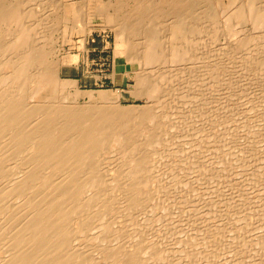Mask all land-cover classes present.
Returning <instances> with one entry per match:
<instances>
[{"label":"bare ground","instance_id":"bare-ground-1","mask_svg":"<svg viewBox=\"0 0 264 264\" xmlns=\"http://www.w3.org/2000/svg\"><path fill=\"white\" fill-rule=\"evenodd\" d=\"M89 1L91 0H75V1H70L68 2V4H66L65 0H0V264H160L161 262H164L162 261L163 259H161V257H163L162 254H163V251L165 250V249L163 250L162 248H164L163 247L164 241L166 239L163 241V244H161L162 239H159V238L158 239L161 242L158 239L153 241L154 238L150 237V235L153 232L149 231V233L151 232L149 235L146 229L141 228L142 227L141 224L137 222L138 219H136L137 221H135V219L133 220V216L137 217L135 213L138 208L142 207L143 209V208L150 206V209H151V207L153 206L148 205L147 203L152 202L153 200H156V201L158 200V197L156 196V193H157L156 191L159 189H157L156 186H154L155 182L153 181V177L151 174L152 169L150 167L149 161H151L150 158L152 155V150L155 149L154 151L156 152L157 147L156 148L154 147L153 149V146H155V144L158 141H160V140L157 141L156 138H158V135L156 134L159 131L161 132V129L163 128V125H161L159 121L160 118L163 116L162 114L163 112L162 111L159 112V110L162 109L160 108V106L162 107V103L166 101L165 97L169 95V92L171 93L172 90L173 92H175L174 93L175 96L179 94L180 96L184 97L187 94L188 97H190L191 95L189 92H191L190 90L194 88L195 84H198L196 82H198L199 80H201L202 82L204 79H205L203 81L204 90L201 91L202 92L201 100L204 101L203 103H208L207 105H210L209 103L210 102L212 103V100H213L212 98L215 99V97H212V91H214L213 89L215 86L212 87L211 84H214V83L217 84L218 82H214V83L212 82L215 81L217 78H221L222 74H220L221 68L219 67V65L222 62L218 65V67L216 64V67L209 66L204 69L203 68L204 66H201V63L195 62L197 61V59L200 60L199 59L200 53L198 52L201 49L198 50L197 48L196 50H198V52L193 50L194 48L199 47L197 46L198 44L195 45L197 42H199L198 41L199 39L196 42L195 39L197 38H195L196 36L193 33L194 32L198 33V31H203V30L205 31V29L207 28L206 26L210 27L209 25L205 26L204 24L205 22H209L210 24L216 23L214 25H217L219 21L218 18L222 17L223 21H220V22H222L224 27L221 28L223 26L222 25L220 28L221 29L225 28L226 30L231 29L234 24H238L237 20L242 21V23L250 21L258 27L264 26V0H234L231 3H226V5L224 6L223 4H221L222 1L220 0H102L101 2L102 7H103L102 14L106 16L107 14L112 13L115 16L114 23L113 24L111 23L109 25L115 28L114 30L116 31L117 40L125 43L124 50L126 52L125 53L126 55L124 56L126 57V61H129L130 63L136 62L139 65V69L135 71L136 83L134 84V90L132 93L134 94V96L144 100L143 104H132L130 106H124L121 103V100L119 99L105 104V103L96 102L95 96L96 94H99V93L103 95H107V91L96 92L94 90H91V91L88 90L87 92H84L80 90V88L77 87L78 82L75 79H61L60 78V72H61L63 65L67 64L69 61H72L73 58L70 57V54L69 55L64 54L63 56H59V30L62 31L63 33L62 38H63V41L65 42L67 39H70V38L72 39L74 34H79L81 32L90 33L93 28L97 27L95 17L90 16V11H88L85 8L86 3H89ZM68 12L72 14L71 17L68 16ZM75 19L77 20V22L73 23ZM218 26H220V24L217 25L216 27ZM174 27L176 28L175 43L172 42L174 38V34H173ZM218 28H215L216 31H218L217 30ZM207 29L209 30L210 28H207ZM215 29L211 30L212 32L214 31V33H211L210 30L207 33V34L211 33L209 36L213 40L214 38L218 36V33L215 32ZM263 34H262V37L264 36ZM209 36L207 35L206 37L208 38ZM243 39L240 40V42L243 41ZM202 43H203V40H202ZM206 44L208 45L207 42ZM194 45L195 47H193ZM191 47H193V49ZM221 51L222 50H220V52ZM224 51L226 50L224 49ZM231 53L232 52H230V54ZM260 55L262 54L260 53ZM205 57H207V55L204 56V58ZM216 57L217 55L215 56V58ZM208 58L209 56L207 57V59ZM201 59H202V56H201ZM221 60H223V58ZM256 61H258V65L259 63H261L262 65L264 63V58L258 59ZM202 62L204 63L203 60ZM196 63L199 67L201 66L200 68L204 69L203 75L202 73H200L202 72V69L199 72L201 76L199 75V73H196L197 72L196 69H198V67L196 66ZM205 63H206V60H205ZM207 64L208 62L206 63V65ZM213 64H215L214 61H213ZM247 65H250V64H247ZM224 68H225V65H224ZM241 68L242 67H239V69ZM258 69H260V67ZM205 74H207L206 75L207 78ZM199 76L200 78L202 76H204L205 78L202 77V79L204 78L202 80L199 78ZM222 81H224V79ZM71 89L74 92H72ZM197 89L199 90L201 88H197ZM185 92H188L189 94ZM119 94L120 92L118 93V95ZM214 94H216V92H214ZM214 94L213 96H215ZM82 97L84 98L87 97L88 100L86 99L85 103L80 102ZM188 97L186 96V98H184V101ZM191 97H193V95ZM194 98L196 99L197 95ZM178 99L180 98L178 97ZM190 99L192 100V98ZM188 100L189 99H187V101ZM167 102L165 104H167ZM182 104L184 103L182 102ZM195 106L196 105H193V107ZM197 106H198L197 108H199V106H202V105L197 104ZM209 107L210 106H207V108ZM211 107L213 108V105ZM189 109L191 108L189 107ZM200 109L199 110L197 109L198 113L200 112ZM162 110H164V108ZM203 110H201V112ZM166 111L167 110H165L164 112L166 113L164 119L166 118V115H168L167 112H169V111L167 112ZM208 111L206 112L209 113ZM201 112L199 113L200 115H201ZM211 113L212 111H210L209 114ZM185 114H188V113L186 112ZM202 114H204V112H202ZM181 116L182 115H180V117ZM202 116H200V119L202 118L203 122L208 121L204 119L210 118V116L206 118ZM181 118H183V116ZM243 118L245 117L243 116ZM247 118H248V115H247ZM184 120H182V122L185 123L186 121ZM163 121L165 120H162V122ZM166 122H164V124ZM203 122L197 121V123H199V126L208 124V122L210 121L202 124ZM167 124L168 123H166V125ZM148 125H149V128L151 129L147 128ZM164 128H165V125H164ZM202 128L201 130H203ZM236 128H237V125H236ZM251 128H252V125H251ZM204 129L206 130V128ZM164 132L165 131H163V133ZM197 133H200V132H197ZM141 135L146 136L144 140L138 138ZM155 135L157 137H155ZM189 136H192V135L189 133ZM211 136H212V133H211ZM187 138H188V135H187ZM235 141L236 140H234L233 142ZM238 141L240 140H237V142ZM243 141L244 140H242L241 143ZM113 143L114 144L118 143L122 147V152L124 155L122 156L123 159L121 160L123 161L120 165L119 164L120 160H119L118 165H119V168H121V166L123 167L127 166L126 169L128 168V171L130 174V177L128 179L126 177L125 179H123L121 176L125 172L121 174L112 173L111 168H110V171H108L107 169L104 170V168L103 169L100 168L102 167L100 166L102 161L104 162L103 159H105L104 155L110 147L109 145ZM159 143L161 144V141ZM159 143H157L158 148L160 146ZM244 143H247V142L245 141L243 142V144ZM254 144L256 145V143ZM241 145L242 144H240V147L243 148V145L242 146ZM244 145L246 147L247 145L255 146L253 144L250 145V142L249 144H244ZM110 148H112V146ZM256 148H254V150H257ZM247 149H249V147ZM106 155L108 156L107 153ZM242 156L244 157V155ZM249 156L252 157V155L250 154ZM259 158L260 157H258V160ZM153 159L154 158H152V160ZM238 159L240 160V158ZM108 162L109 161H107V163ZM226 162H228L227 157H226ZM240 163H241V160H240ZM243 165L246 166V164H243ZM156 166H157V162H156ZM215 166L217 167L218 165H215ZM256 166L257 165H255V167ZM222 167L224 168V166ZM222 167H220V169ZM261 169H263L264 171V168H261ZM116 170L117 168L116 169L112 168V171H116ZM243 170L244 169L240 170L241 171L240 173L242 174L238 172L239 175L243 176V174L245 173ZM120 171H122V169H120ZM250 172H251L250 174H252L251 170ZM255 172L256 171H254V173ZM225 173L226 172H224V174ZM248 173H249V170H248ZM250 174H247V176L249 175V177H247L248 179L250 178ZM245 175L246 173L244 174V177L246 179ZM159 178H158V181H159ZM174 178L175 177H173V179ZM181 178L182 177H180L179 179ZM186 178L187 176L185 177V180ZM262 178L261 180H263ZM210 179H212L211 176H210ZM225 179L227 178L225 177ZM125 180L127 181V183H125ZM244 180L243 182L242 181L241 182L244 183ZM247 181L245 180L246 183ZM213 182L214 180L212 181V183ZM235 182L233 183V185L235 184ZM160 183L157 182V185L158 184L160 185ZM169 183H170V180H169ZM190 183L191 181L189 182V184ZM226 183L228 182L226 181ZM164 184H167V183H164ZM224 184L225 183H223L222 185L220 184V185L224 186ZM253 184H256V182H254ZM178 186L180 185L178 184L177 187ZM196 186H198V184ZM193 187L195 186L193 185L192 188ZM179 190H177V192ZM199 190L201 189L199 188ZM240 192L239 194H241L243 190L241 193ZM254 192L252 191L251 195L253 193L256 196V193ZM210 193H211V190H210ZM244 193H245V190H244ZM212 196H213V193H212ZM245 196L247 197L246 200L244 199L245 201H248L247 199L251 198V196L249 197L246 194ZM245 196L244 194L241 196L239 195L242 201H243L242 197L245 198ZM258 197H255L256 200ZM199 198H201V196L198 197V199ZM255 198H251L249 200L251 201ZM166 199L167 198H165V200ZM187 199H185V201H187ZM172 200H169V201H172ZM163 201L164 200H162V202ZM254 201L255 200H253V202ZM195 202L194 204L196 205L199 203V200H198V203H195ZM155 203H153L154 206H156ZM173 203H175V201H173ZM180 203H179V206H180ZM216 203H218V201ZM146 204L148 206L143 207ZM169 204L171 203H168V205ZM256 204H258V202ZM171 205L173 206V204ZM208 205H209L208 208L210 209V206L212 204L210 205L209 203ZM169 206L167 207V205L165 204L162 207L167 208V209L172 208ZM198 206L199 205H197V207ZM227 206L228 204L226 205V210L227 209L229 210L230 204H229V208H227ZM197 207L195 209H197ZM258 207H259V204H258ZM204 208H206V205ZM214 209L215 208H213V211ZM169 210H173V209H169ZM179 210L182 211V209L178 208L177 211ZM199 210L201 211V208ZM146 211L148 213V210ZM261 212L262 211H260V213ZM172 213H175V212H172ZM191 214L194 215L195 213L192 212ZM196 214L197 215H195L194 217L199 216L198 213ZM231 214L229 215L232 218ZM258 214H257V217H258ZM193 215L191 216L189 215L190 219L191 217H193ZM237 215H238V212H237ZM155 216H158V215H155ZM180 216L178 214V219L176 220V222L178 220L179 222H181L182 219L180 220L179 218H182L184 215L182 217ZM243 216L245 215L243 214ZM185 217L183 218L184 220L187 218ZM205 217L207 216L205 215ZM213 217H214V213H213ZM158 218H161V217H158ZM207 218H209V216ZM222 218L220 217L219 219L221 220ZM224 218L222 221H224ZM255 218L256 217H254V220ZM258 218H257V221H258ZM190 219L189 221L191 220L193 221V219L191 220ZM230 219L229 221L228 220L227 221L230 222L231 221ZM198 220L199 219H196L195 221H198ZM209 220L211 221V218L207 220L208 223H210ZM233 220L234 219H232V221ZM134 221H135V226L137 223L139 231L141 230L139 234L141 236H138L137 233L139 232L137 231L135 238H133L134 234L131 235L133 237L130 236V233L132 234L133 231L132 232L129 231L130 229L134 230L133 228L135 227L133 226ZM250 221H248V223ZM238 222L236 224H239ZM183 223L186 224L187 222H183ZM201 223H198V226H200ZM213 223L214 222H212V224ZM253 223L254 222L250 223L252 230L255 227L254 224L256 222L254 224ZM212 224L210 223L211 227L210 225L208 226L206 224L207 225L206 228L209 227L208 229H205L206 231L202 228L204 226L202 225L201 226L202 231L203 230L205 231L204 236L203 234H200V233L199 234L201 235V237L203 236V243L206 245V243L208 242V245H210L213 248L219 247L220 244L223 243L222 239H224L223 237L228 236L226 235L228 232L229 234H233L230 232H235L234 234L237 235V231L239 230L238 228L239 226L237 227L236 225L235 227H237L238 230L234 231L236 229L234 227L235 228L234 230L233 228L231 229L233 231L229 230L228 232H226L225 230L227 226H225L226 227L225 230H223V232L221 231L222 232L221 233L220 230L224 227L225 224L221 222V224H223V227L220 229L217 227H221L222 226L221 224H220L221 226H218L219 225L218 223V225L215 227H213L214 224L213 225ZM259 224H256L258 225L256 228L258 229L260 226L259 229H263L264 224H263V227H262V224L260 225ZM246 225L249 226V224H246ZM151 226L152 224H150V227ZM228 226H230V224ZM180 227H181V224H180ZM186 227L187 226H185V228ZM167 229L168 227L165 230L167 231ZM191 229L190 231H187V232H190L189 233L190 237H192L191 235L195 234V233L193 234L191 233ZM196 229L195 230L193 229L194 232L198 231V229L197 230ZM240 229H242V227H240ZM257 229L255 231H257ZM224 232H226L225 236H224ZM241 232L244 233V230L243 231L241 230L240 233ZM180 235L181 237L183 236L182 234ZM161 236H164V235H161ZM187 236H185L186 238H182V239H185L187 241ZM168 237L166 238L168 239ZM172 237L173 236H171V239ZM177 237H180V236H177ZM233 237H236V236H233ZM257 237H260V235H257ZM227 238H225L226 241H227ZM243 238L245 239V237ZM191 239L192 241L193 239L195 240L196 236ZM191 239L190 238L188 239L189 242L191 241ZM228 239L231 241L230 237ZM197 240L195 241L198 242L199 244L200 242H202V241H199V240L197 241ZM178 241L180 242V238ZM230 241L229 242L227 241V243L225 244L230 245ZM166 242H169V241L167 240ZM166 242L165 244L167 246L168 243ZM181 242L183 241L181 240ZM194 242L188 243L189 246L193 244L192 246L195 245L194 247L196 248L198 243L195 242L196 243L195 244ZM232 242L230 246H232ZM243 243L244 242H242V244ZM179 244H181L182 246V243H179ZM204 244L199 245L201 246L199 248H202V245L204 246ZM225 244L224 246H227ZM175 245L177 246V244ZM176 246H172V248ZM181 246L180 247L178 246V247L182 251ZM210 246H207V247L205 246L206 250ZM172 248L170 247V249ZM179 248L177 250H179ZM183 248L186 249L187 247H183ZM192 248L193 247H189L188 250L189 249L191 250ZM222 248H219V249L222 250ZM223 249L226 250V248H223ZM251 249H252V246H251ZM188 250L187 252H189L190 254L191 253L193 254L195 253L194 250L196 249L193 248V252H191L192 250L191 251H188ZM232 250L233 249H230V251ZM169 251L171 253L172 250H169ZM181 251L179 250V252ZM202 251L203 250H201V252ZM214 251H213L214 252L213 254H215L217 250H214ZM219 251L220 250H218L217 253H221V251L220 252ZM230 251H228L227 253L231 254ZM259 251H261V249ZM173 252L175 251L173 250ZM187 252H186L187 262L190 261L193 263V261H191L193 257H191V259L189 260ZM201 252L198 253L199 256L201 255L200 254ZM203 252L205 253V251ZM206 252L208 253V250ZM176 253L178 254V251H176L174 254L176 255ZM243 253L245 252L243 251ZM192 254L191 256L194 255L195 259L198 258V255L197 257H195L196 253L193 255ZM226 254L224 255L222 254V257L225 256ZM206 255L208 256L211 255V252ZM174 256L172 257L173 259H175L176 257ZM177 256H178L177 258L180 257L179 255ZM213 256H217V257L212 258V260H214L215 258H218V256L221 257V255H218V254L212 255L211 257ZM239 256H236V257L238 258ZM242 256L244 255L242 254ZM167 258H169V260L172 259L170 256L169 257L166 256V259L164 258V260L166 261ZM181 258L183 257H180V259L179 260L177 259V260L180 261ZM184 258H185V255H184ZM224 258H223V261L225 260ZM195 259H192V260H194V262H196V260L198 261L200 260V259H196V260ZM208 259L207 261H204L205 264H209V263L212 264L211 260L209 261ZM183 262L187 263L185 261ZM226 262L227 261H225V263ZM231 262H229V264ZM235 262H237V260H235ZM167 263L170 264V262H167ZM167 263H164V264H167ZM174 263H172L171 261V264H174ZM250 263H252L251 260H250ZM250 263H245V264H250Z\"/></svg>","mask_w":264,"mask_h":264},{"label":"rangeland","instance_id":"rangeland-1","mask_svg":"<svg viewBox=\"0 0 264 264\" xmlns=\"http://www.w3.org/2000/svg\"><path fill=\"white\" fill-rule=\"evenodd\" d=\"M70 1H75V0H65V2H66V4H68V2H70ZM220 1H222L221 2V4H223V6L224 5H226V3H231V2H233L234 0H220ZM101 2H102V0H91V1H89V3H86V5H85V8L88 10V11H90V16H93V17H95V20H96V24H97V27H95V28H93L92 29V31L90 32V33H85V32H81V33H79V34H74L73 35V37H72V39L70 38V39H67L65 42L63 41V38H62V36H63V33H62V31L61 30H59V56H63L64 54L65 55H69L70 54V57H72L73 58V60L72 61H69L67 64H64L63 65V67H62V69H61V72H60V78L61 79H75L77 82H78V84H77V87L78 88H80V90H82V91H84V92H87L88 90H94V91H96V92H99V91H107V95H103V94H101V93H99V94H96V96H95V100H96V102H100V103H105V104H107L108 102H112V101H115V100H117V99H119V100H121V103L124 105V106H130V105H132V104H143L144 103V100L143 99H141V98H138V97H136V96H134V94L132 93L133 92V90H134V84L136 83V81H135V77H136V73H135V71L136 70H138L139 69V65H138V63H130L129 61H126V57L124 56V55H126L125 53V50H124V48H125V43H123V42H121V41H118L117 40V38H116V31L114 30L115 28L113 27V26H111V25H109V24H113L114 23V21H115V16H114V14H112V13H109V14H107L106 16L104 15V14H102V4H101ZM71 13L70 12H68V16H70L71 17ZM221 19V20H220ZM223 18L221 17V18H218V23H217V25H219L220 24V26H218V27H216L217 25H214V24H216V23H212V24H210L209 22H205L204 24H205V26L206 25H209L210 27H208V26H206L207 28H210L209 30H210V32L211 33H214V31L212 32L211 30H213V29H215V28H218L217 30L218 31H216V29H215V32H217L218 33V36L216 37V38H214V40L213 39H211V37L209 36L211 33H209V34H207L208 32H209V30L206 28L205 29V31L203 30V31H198V33H196V32H194L193 34L196 36L195 38H197V39H195L196 40V42H197V40L199 41V42H197L195 45H197V46H199V47H196V48H194L193 49V47H195V45L193 46V47H191L193 50H195L196 52H198V50L199 49H201V50H199V52L198 53H200V55H199V59L200 60H198L197 59V61H195V62H197V63H201V66H204L203 68L205 69V68H207V67H209V66H215L216 67V64H217V67H218V65H219V67L221 68H219L220 69V74H222L221 75V78H215L214 80L215 81H213L212 83H214V82H218L217 84L216 83H214V84H211L212 85V87H214V91H212V97H215V99L214 98H212L213 100H212V103L210 102L211 101V99H210V105H207L208 103H203L204 101H202L201 100V95H202V92L201 91H203L204 90V76H202V77H204L203 79H202V77L200 78V73H202V75H203V68H200L198 65H197V63H196V66L198 67V69H196V73H199L200 72V70L202 69V72H200L199 73V78L200 79H202L203 81L201 82V80H199L198 82H196V83H198V84H195V86H194V88L192 89V90H190L191 92H189L190 93V95L192 96L193 95V97H188V95L186 94V96L188 97L187 99H189L188 101H187V99H185V101H184V98H186V96H184V97H182V96H180L179 94H177L176 96L174 95V93L175 92H173V90L171 91V93L169 92V95H167L166 97H165V99H166V101H164L163 103H162V107L160 106V108H164V110H162V109H160L159 110V112H163L162 114H163V118L161 117L160 118V124L161 125H163V128L161 129V132L159 131L156 135H158V138H156L157 139V141L158 140H160L161 141V144L159 143L160 141H156L157 143H159V148H158V144L156 143L155 144V146H153V149H154V147L156 148V152L154 151V150H152V155H151V158H150V160L151 161H149V164H150V167H151V169H152V171H151V174H152V177H153V181L155 182V184H154V186H156V188L157 189H159V190H157L156 192V196L158 197V200L156 201V200H153L152 202H149V203H147L148 205H151V206H153V207H151V209H150V206H148L147 204L145 205V206H143V207H146V206H148V207H146V208H143L142 209V207L141 208H138L137 210H136V213H135V215L137 216V217H134L133 216V220L135 219V221H137L136 219H138V223L139 224H141V228L143 229H146V231H148V233H149V231H151V232H153L151 235H150V233H149V235H150V237H152V238H154L153 239V241H155L156 239H162L160 242H161V244H163V241H164V248H162L164 251H163V254H162V256L163 257H161V259H163L162 261H164V262H161L162 264H164V263H167V262H170V264H171V261H172V263H174V264H183L184 262L183 261H185V262H187V256H186V252H187V250H188V248L189 247H193L194 249H196V250H194V252L196 253V255H195V257H197V255H198V258H196V259H200L199 261H200V263H202V264H205V262L204 261H207V259L210 261L211 260V262H212V264H226L227 262V264H229V262H231L232 260H234V261H232L233 262V264H245V263H250V260H251V262L252 263H250V264H255V262H256V264H264V227H263V224H264V178H262V177H264V171H263V169H261V168H264V63L261 65V63H259V65H258V61H256V60H258V59H263L264 58V36L262 37V34L264 33V26L263 27H258V26H256L255 24H253L252 22H250V21H247V22H243L242 23V21H240V20H237V23L238 24H234L233 26H232V28L231 29H221V28H223L224 27V25L222 24V22H220V21H223L222 20ZM75 22H77V20L75 19L74 21H73V23H75ZM239 22H240V24H239ZM206 23H208V24H206ZM203 24V25H204ZM214 26V27H212V26ZM223 25V26H222ZM238 25V26H237ZM111 26V27H110ZM222 26V27H221ZM236 26V27H235ZM221 27V28H220ZM235 27V28H234ZM221 29V30H220ZM234 30V31H233ZM236 30V31H235ZM173 31H174V38H173V40H172V42H174L175 43V35H176V28L174 27L173 28ZM220 31H222V32H220ZM220 32V33H219ZM232 32V33H231ZM236 32V33H235ZM226 33V34H225ZM234 33V34H233ZM202 34H203V36H202ZM209 36L208 38L206 37L207 35ZM206 35V36H205ZM220 35V36H219ZM232 35H234V36H232ZM264 35V34H263ZM199 36V37H198ZM205 37V38H204ZM226 37V38H225ZM247 37V38H246ZM200 38H201V40H200ZM202 38H204V39H202ZM240 38V39H239ZM244 38V39H243ZM261 38V39H260ZM207 39H209V40H207ZM227 39V40H226ZM231 39V40H230ZM243 39V41H241L240 42V40H242ZM248 39V40H247ZM137 40V39H136ZM195 40H194V42H195ZM202 40H203V43H202ZM214 42H213V41ZM247 40V41H246ZM210 41H212V42H210ZM204 42H205V44H206V42L208 43V45L206 44H204ZM213 43V44H212ZM224 43V44H223ZM229 43V44H228ZM235 43V44H234ZM200 44V45H199ZM226 44H228V45H226ZM203 45V46H202ZM205 45V46H204ZM215 45V46H214ZM120 46V47H119ZM225 46H226V48H225ZM205 47V48H204ZM223 47V48H222ZM198 48V50H196ZM204 48V49H203ZM237 48H239V49H237ZM205 49H207V50H205ZM213 49V50H212ZM215 49V50H214ZM217 49V50H216ZM224 49L226 50V51H224ZM204 50V51H203ZM220 50H222L221 52H220ZM229 50V51H228ZM260 50V51H259ZM262 50H263V52H262ZM201 51V52H200ZM203 51V52H202ZM219 52V53H218ZM230 52H232L231 54H230ZM234 52V53H233ZM68 53V54H67ZM216 53V54H215ZM260 53L263 55H260ZM203 54H204V56H206L207 55V57L209 56V58L212 60H210L209 58L207 59V57H205L204 58V56H203ZM206 54V55H205ZM214 54H215V56L217 55V59L219 60H217L216 58H215V56H214ZM225 54H226V56H225ZM234 54V55H233ZM221 55V56H220ZM224 55V56H223ZM201 56H202V59H201ZM211 56V57H210ZM215 58V59H213V58ZM219 57V58H218ZM223 58V60H221ZM233 59V60H232ZM202 60L204 61V63L202 62ZM205 60H206V63L208 62V64L206 65V63H205ZM229 60V61H228ZM213 61H214V63L215 64H213ZM242 61V62H241ZM243 61H245V62H243ZM218 62V63H217ZM240 62V63H239ZM226 63V64H225ZM255 63H257V64H255ZM240 64V65H239ZM244 64V65H243ZM246 64V65H245ZM247 64H250V65H247ZM254 64V65H253ZM200 65V64H199ZM224 65H225V68H224ZM228 65V66H227ZM242 67L241 69H243V70H241V69H239V67ZM255 68H254V67ZM257 66H259L260 67V69H258L259 67H257ZM263 66V67H262ZM247 67V68H246ZM251 69H250V68ZM224 68V69H223ZM237 69V70H236ZM246 69V70H245ZM256 69V70H255ZM225 71V72H224ZM227 72V73H226ZM204 73H206V72H204ZM224 74H226V75H224ZM207 74H205V76H206ZM206 78H207V76H206ZM224 79V81H222ZM180 80V79H179ZM221 81V82H220ZM195 82V81H194ZM193 82V83H194ZM230 82H232V83H230ZM229 83V84H228ZM235 83V84H234ZM200 84H201V86H200ZM230 84H232V85H230ZM234 84V85H233ZM202 85H203V87H202ZM233 86H234V88H233ZM196 88V89H195ZM197 88H201V89H197ZM72 90V89H71ZM86 90V91H85ZM198 90V91H197ZM216 90V91H215ZM197 91V92H196ZM72 92H74L73 90H72ZM120 92V94L118 95V93ZM214 92H216V94H214ZM173 93V94H172ZM185 93H188V92H185ZM188 93V94H189ZM198 93V94H197ZM170 94H172V95H170ZM200 94V95H199ZM213 94L215 95V96H213ZM179 95V96H178ZM197 95V98L195 99L194 97ZM170 97H171V99H170ZM178 97L180 98V99H178ZM182 97V98H181ZM168 98H169V100H168ZM190 98H192V100L190 99ZM86 99H87V97H82L81 98V100H80V102H84L85 103V101H86ZM183 99V100H182ZM88 100V99H87ZM168 101V102H167ZM193 101H194V103H193ZM201 101H202V103H201ZM167 102V104H165ZM182 102L184 103V104H182ZM196 102V103H195ZM172 103V104H171ZM182 104V105H181ZM185 104H187V105H185ZM197 104L198 105H202V106H199V108H197L198 106H197ZM205 104V105H204ZM163 105H164V107H163ZM168 105V106H167ZM173 105V106H172ZM192 105V106H191ZM193 105H196L195 107H193ZM213 105V108L211 107ZM182 106V107H181ZM207 106H210L209 108H207ZM172 107V108H171ZM189 107L191 108V109H189ZM166 108V109H165ZM182 108H184V109H182ZM200 108H202V109H200ZM178 109V110H177ZM200 109V112H201V110H203L202 112H204V114H202V112H201V115L197 112L198 110ZM208 109H209V111H208ZM211 109H213V110H211ZM165 110H167V111H169V112H167V114L168 115H166V118L164 119V117H165V114L166 113H164L165 112ZM177 110V111H176ZM191 110V111H190ZM171 111V112H170ZM206 111H208L209 113H210V111H212V113L211 114H209V113H207ZM181 112V113H180ZM188 113V114H185V113ZM190 113V114H189ZM172 114V115H171ZM185 114V115H184ZM209 114V115H208ZM243 114V115H242ZM171 115V116H170ZM180 115H182L183 116V118H181L180 117ZM194 115V116H193ZM198 115V116H197ZM204 116L205 118L206 117H209L210 116V118H206V119H204V120H208V121H210V122H208V121H202V118L200 119V116ZM247 115H248V118H247ZM256 115V116H255ZM185 116V117H184ZM187 116V117H186ZM202 116V117H203ZM243 116L245 117V118H243ZM250 116V117H249ZM172 117V118H171ZM180 117V118H179ZM188 117H189V119H188ZM194 117V118H193ZM254 117V118H253ZM196 118V119H195ZM213 118V119H212ZM256 118V119H255ZM185 119V120H184ZM195 119V120H194ZM198 119H200V120H198ZM210 119V120H209ZM229 119V120H228ZM248 119V120H247ZM263 121H262V120ZM162 120H165V121H163L162 122ZM182 120H184V121H186L185 123L184 122H182ZM191 120V121H190ZM192 120H194V121H192ZM212 120V121H211ZM234 120V121H233ZM166 121H168V122H166ZM197 121L198 122H203L202 124H204V123H206V122H208V124H204V125H202V124H200V125H202V126H199V123H197ZM228 121V122H227ZM164 122H166V123H168L167 125H166V123L164 124ZM223 122V123H222ZM227 122V123H226ZM239 122V123H238ZM250 122V123H249ZM174 123V124H173ZM180 123V124H179ZM185 126H183L182 124ZM212 123V124H211ZM226 123V124H225ZM229 123V124H228ZM258 123V124H257ZM214 124V125H213ZM228 124V125H227ZM233 124V125H232ZM244 124H245V126H244ZM250 124V125H249ZM164 125H165V128H164ZM170 125V126H169ZM171 125H173V126H171ZM178 125V126H177ZM188 125V126H187ZM197 125V126H196ZM225 125V126H224ZM236 125H237V128H236ZM250 127H249V126ZM251 125H252V128H251ZM260 125V126H259ZM205 126V127H204ZM211 126V127H210ZM219 126V127H218ZM230 126V127H229ZM232 126V127H231ZM241 126V127H240ZM247 126V127H246ZM177 127V128H176ZM187 127V128H186ZM191 127V128H190ZM196 129H195V128ZM203 127V128H202ZM224 127V128H223ZM246 127V128H245ZM147 128H149V125L147 126ZM169 128V129H168ZM170 128H171V130H170ZM201 128L203 129V130H201ZM204 128H206V130L204 129ZM207 128H209V129H207ZM225 128H227V129H225ZM234 128V129H233ZM250 128V129H249ZM261 130H260V129ZM149 129H151V128H149ZM165 129V130H164ZM175 131H174V130ZM201 131H200V130ZM211 129V130H210ZM219 129V130H218ZM237 129V130H236ZM253 129H255V130H253ZM170 130V131H169ZM189 130V131H188ZM197 130H199V131H197ZM225 130V131H224ZM253 130V131H252ZM259 130H260V132H259ZM163 131H165L164 133H163ZM183 131V132H182ZM212 131V132H211ZM217 131V132H216ZM228 131V132H227ZM241 131V132H240ZM244 131V132H243ZM262 131V132H261ZM176 132V133H175ZM187 132V133H186ZM192 135V136H189V133ZM193 132H195V133H193ZM197 132H200V133H197ZM227 132V133H226ZM232 134H231V133ZM239 132V133H238ZM252 134H251V133ZM166 133V134H165ZM211 133H212V136H211ZM242 133H243V135H242ZM259 133H260V135H259ZM163 134H164V136H163ZM176 134V135H175ZM224 134V135H223ZM252 135V137H251V135ZM145 135V134H144ZM144 135H141V136H139L138 138L139 139H145V137L146 136H144ZM155 135V137H157ZM173 135V136H172ZM187 135H188V138H187ZM197 135V136H196ZM204 135V136H203ZM208 135V136H207ZM241 137H240V136ZM245 135V136H244ZM258 135V136H257ZM166 136V137H165ZM203 136V137H202ZM207 136V137H206ZM223 136V137H222ZM161 139H160V138ZM167 137H168V139H167ZM202 137V138H201ZM236 137V138H235ZM238 137V138H237ZM249 139H248V138ZM258 137V138H257ZM263 137V138H262ZM166 138V139H165ZM257 138V139H256ZM259 139V140H258ZM261 139V140H260ZM263 139V140H262ZM167 140V141H166ZM234 140H236L235 142H233ZM237 140H240V141H238L237 142ZM242 140H244L243 142H247V143H244V144H249V142H250V145H255L254 143H256V147H258V148H256L255 146H248L247 145V147L243 144V142L241 143V141ZM200 141V142H199ZM252 141V142H251ZM231 142V143H230ZM262 142V143H261ZM164 143V144H163ZM234 143H236V144H234ZM238 143V144H237ZM242 144L243 145V148L242 147H240V144ZM227 144H229V145H227ZM259 144V145H258ZM198 145V146H197ZM233 145V146H232ZM241 145V146H242ZM261 145H262V147H261ZM110 147L112 146V148H110L109 147V149L107 150V154H108V156L106 155V153H105V155H104V158L105 159H103L104 160V162L102 161V163H103V165H102V163H101V165L100 166H102V167H100L101 169H103L104 168V170L105 169H107L108 171H110V168H111V172L112 173H123V172H125V173H123L121 176H122V178L123 179H125V177L128 179L129 177H130V174H129V171H128V168L126 169V167H123V166H121V168H119V165H118V162H119V160H120V162H119V164L121 165V163H122V161L123 160H121V159H123V152H122V147H121V145L120 144H118V143H113V144H110L109 145ZM160 147H162V148H164V149H162V148H160ZM227 147H228V149H227ZM231 147H233V148H231ZM245 147V148H244ZM249 147V149H247ZM250 147H251V149H250ZM260 147H261V149H260ZM240 148V149H239ZM244 150H242V149ZM253 148V149H252ZM254 148H256L257 150H254ZM239 149V150H238ZM245 149H247V150H245ZM120 150V151H119ZM230 150H232V151H230ZM252 150V151H251ZM236 151V152H235ZM153 152H154V154H153ZM160 152V153H159ZM224 152V153H223ZM243 154H242V153ZM263 152V153H262ZM115 156H114V155ZM158 154V155H157ZM248 156H247V155ZM249 154L250 155H252V157L251 156H249ZM258 154H260V155H258ZM263 154V155H262ZM154 155V156H153ZM222 157H221V156ZM242 155H244V157L242 156ZM246 155V156H245ZM107 156V157H106ZM112 158H111V157ZM257 158H255V157ZM260 157L259 158V160H258V157ZM108 157H109V159H108ZM226 157H227V161L228 162H226ZM234 157V158H233ZM107 158V159H106ZM111 158V159H110ZM120 158V159H119ZM152 158H154L153 160H152ZM232 158V159H231ZM237 158V159H236ZM238 158H240V160H241V163H240V160L238 159ZM241 158H243V159H241ZM221 159V160H220ZM255 159V160H254ZM105 160H107V161H109L108 163H107V161H105ZM113 160V161H112ZM115 160V161H114ZM238 160V161H237ZM251 160V161H250ZM256 160H258V161H256ZM220 161H222V162H220ZM235 161V162H234ZM243 161H244V163H243ZM246 161V162H245ZM114 162V163H113ZM150 162H152V163H150ZM156 162H157V166H156ZM218 162V163H217ZM231 164H230V163ZM238 162V163H237ZM263 162V163H262ZM153 163H154V165H153ZM239 164V165H238ZM243 164H246V166L245 165H243ZM108 167H107V166ZM118 165V166H117ZM215 165H218L217 167L215 166ZM236 165V166H235ZM241 165V166H240ZM248 165H250V166H248ZM254 165V166H253ZM255 165H257L256 167H255ZM117 166V167H116ZM156 166V167H155ZM222 166H224V168L222 167ZM243 166H245V167H243ZM261 168H260V167ZM263 166V167H262ZM107 167V168H106ZM220 167H222L221 169H220ZM231 167V168H230ZM258 167V168H257ZM112 168L114 169H116L117 168V170L116 171H112ZM249 168V169H248ZM252 168V169H251ZM256 169V170H254V169ZM120 169H122V171H120ZM242 169H244L243 171L246 173V179H245V177H244V174H243V176L242 175H239V173L241 172L240 170H242ZM246 169V170H245ZM106 170V171H107ZM125 170V171H124ZM155 170V171H154ZM215 170V171H214ZM219 170V171H218ZM234 171V173H233V171ZM237 170V171H236ZM248 170H249V173H248ZM250 170L252 171V174H250L251 172H250ZM256 171L255 173H254V171ZM222 171H224V172H226L225 174H224V172H222ZM156 172V173H155ZM202 172V173H201ZM206 172V173H205ZM217 173V174H215V173ZM239 172V173H238ZM262 172V173H261ZM200 173V174H199ZM213 173V174H212ZM254 173V174H253ZM125 174V175H124ZM212 174V175H211ZM240 174H242V173H240ZM247 174H250V178L248 179L247 177H249V175L247 176ZM124 175V176H123ZM225 175V176H224ZM231 175V176H230ZM261 175V176H260ZM175 177V178H177V179H173V177ZM187 176V178H188V180H187V178H186V180H185V177ZM210 176H211V178L212 179H210ZM221 176V177H220ZM223 176V177H222ZM233 176V177H232ZM236 176H238V177H236ZM242 176V177H241ZM257 176V177H256ZM160 177V178H159ZM171 177H172V179H171ZM180 177H182L181 179H179ZM195 177V178H194ZM199 177V178H198ZM225 177L227 178V179H225ZM244 177V178H243ZM158 178H159V181L161 182H159L158 181ZM166 178V179H165ZM169 178V179H168ZM201 178V179H200ZM203 178V179H202ZM217 178H221L220 179V181H219V179H217ZM248 180L247 181V183L245 182V180H244V183H246V184H244V183H242L243 182V180ZM261 178L263 179V180H261ZM155 179V180H154ZM205 179V180H204ZM228 179H230V180H228ZM233 179V180H232ZM241 179V180H240ZM254 179V180H253ZM258 179V180H257ZM259 179H260V181L261 182H263V183H261L260 181H259ZM169 180H170V183H169ZM171 180H172V182H171ZM180 180H182V181H180ZM185 180V181H184ZM193 180V181H192ZM195 180V181H194ZM201 182H200V181ZM210 180V181H209ZM214 180V182L212 183V181ZM215 180H216V182H215ZM218 180V181H217ZM236 182H235V181ZM251 180V181H250ZM167 181V182H166ZM191 181V183L189 184V182ZM197 181V182H196ZM226 181L228 182V183H226ZM230 181H231V183H230ZM242 181V182H241ZM252 181H254V182H256V184H253L254 182H252ZM157 182L158 183H160V185L158 184L157 185ZM181 182V183H180ZM195 182V183H194ZM235 182V184H237V185H235V187H234V185H233V183ZM240 182V183H239ZM125 183H127V181L125 180ZM164 183H167V184H164ZM169 183V184H168ZM218 183H220L221 185L223 184V183H225L224 184V186H221L220 184H218ZM242 183V184H241ZM251 183H252V185H251ZM261 183V184H260ZM162 184V185H161ZM180 185V186H178L177 187V185ZM185 184V185H184ZM187 184H188V186H187ZM198 184V186H196ZM205 184V185H204ZM213 184V185H212ZM250 184V185H249ZM182 185V186H181ZM184 185V186H183ZM195 186V187H193L192 188V186ZM204 185V186H203ZM231 185H233V186H231ZM242 185H244V186H242ZM260 185V186H259ZM158 186V187H157ZM175 186V187H174ZM208 186V187H207ZM215 186V187H214ZM219 186H220V188L222 189H220L219 188ZM236 186H237V188H236ZM253 186V187H252ZM256 186V187H255ZM262 186V187H261ZM163 187V188H162ZM203 187V188H202ZM212 189H211V188ZM228 187H230V188H228ZM240 187V188H239ZM161 188H162V190H161ZM176 188V189H175ZM198 188V189H197ZM199 188L201 189V190H199ZM206 190H205V189ZM216 188V189H215ZM218 188V189H217ZM226 188V189H225ZM163 189H164V191H163ZM165 189H167V190H165ZM179 189H181V190H179ZM191 189H193V190H191ZM196 191H195V190ZM202 189H203V191H202ZM214 189V190H213ZM224 189H225V191H224ZM240 189V190H239ZM250 189V190H249ZM175 190V191H174ZM177 190H179L178 192H177ZM183 190V191H182ZM186 190V191H185ZM197 190H198V192H197ZM210 190H211V193H210ZM217 190V191H216ZM242 190H243V192H242ZM244 190H245V193H244ZM259 190V191H258ZM261 190V191H260ZM172 191V192H171ZM201 191V192H200ZM209 191V192H208ZM231 191V192H230ZM242 193H241V192ZM254 192V193H256V196L252 193V195H251V192ZM258 191V192H257ZM193 192V193H192ZM235 192V193H234ZM239 192L241 193V194H239ZM250 192V193H249ZM163 193V194H162ZM212 193H213V196H212ZM218 193H220V194H218ZM225 193V194H224ZM249 195H248V194ZM259 193V194H258ZM261 193V194H260ZM164 194H165V196H164ZM172 194V195H171ZM188 194V195H187ZM196 194V195H195ZM224 194V195H223ZM244 194V196H245V194L247 195V196H251V198H255V197H261V198H257V200H256V198L255 199H253V200H255L254 202H253V200H249V199H251V198H248L247 200L249 201H245L246 200V196H245V198L244 197H242L243 198V201H242V199H241V197H239V195L241 196V195H243ZM163 195V196H162ZM179 195V196H178ZM193 195H194V197H193ZM199 195V196H198ZM211 195V196H210ZM220 195V196H219ZM260 195H262V196H260ZM185 196H186V198H185ZM190 198H189V197ZM196 196V197H195ZM200 197L201 196V198H203V199H205V200H203V199H201V198H199L198 199V197ZM209 196H210V198H209ZM215 196H216V198H215ZM222 196V197H221ZM224 196V197H223ZM253 196V197H252ZM183 197V198H182ZM193 197V198H192ZM206 197V198H205ZM234 197V198H233ZM238 197V198H237ZM263 197V198H262ZM165 198H167L166 200H165ZM172 198H173V200H172ZM175 198V199H174ZM181 198V199H180ZM188 198V199H187ZM192 198V199H191ZM211 198H212V200H211ZM219 198H221V199H219ZM233 198V199H232ZM240 198V199H239ZM184 199V200H183ZM185 199H187V201H185ZM191 199V200H190ZM222 199H223V201H222ZM230 199V200H229ZM232 199V200H231ZM245 199V200H244ZM263 201H262V200ZM162 200H164L163 202H162ZM169 200H172V201H169ZM179 202H178V201ZM198 200H199V203H198ZM218 201V203H216L217 201ZM220 200H221V202H220ZM238 200V201H237ZM161 201V202H160ZM173 201H175V203H173ZM184 201V202H183ZM192 201V202H191ZM196 201V202H195ZM204 201H206V202H204ZM216 203H214V202ZM229 201H230V203H229ZM242 201V202H241ZM156 202V203H155ZM180 202H182V203H180ZM194 202L195 203H198V204H194ZM224 204H223V203ZM234 204H233V203ZM239 202V203H238ZM246 202H248V203H246ZM251 202V203H250ZM258 202V204H259V207H258V204H256ZM153 203H155V205L156 206H154L153 205ZM159 203V204H158ZM168 203H171V204H173V206L171 205V204H169V205H171V206H169L168 205ZM179 203H180V206H179ZM193 205H191V204ZM203 205H202V204ZM210 203V205L212 206H210V209L208 208L209 207V204ZM240 203H242V204H240ZM263 203V204H262ZM167 205V207L169 206V207H172V208H164V207H162L163 205ZM176 204V205H175ZM200 204H201V206H200ZM219 204V205H218ZM228 204V206H227V208H229V204H230V208H229V210H228V212H227V210H226V205ZM251 204V205H250ZM262 204V205H261ZM189 205V206H188ZM197 205H199L198 207H197ZM205 205H206V208H204L205 207ZM215 205V206H214ZM247 205V206H246ZM253 205V206H252ZM256 205V206H255ZM185 206H186V208H185ZM190 206H192V207H190ZM220 206V207H219ZM225 206V207H224ZM231 206H233V207H231ZM181 207H183V208H181ZM197 207V209L199 208H201V211L199 210H197V209H195ZM222 207V208H221ZM240 207V208H239ZM244 207H245V209H244ZM164 208V209H163ZM178 208H180V209H182V211L181 210H179V211H177L178 210ZM213 208H215L214 209V211H213ZM221 208V209H220ZM225 210H224V209ZM234 208V209H233ZM253 208V209H252ZM259 208V209H258ZM140 209H142V210H140ZM153 209V210H152ZM169 209H173V210H169ZM208 209V210H207ZM221 211H220V210ZM241 209H242V211H241ZM251 209V210H250ZM257 209H258V211H257ZM140 210V211H139ZM146 210H148V213H147V211ZM149 210H150V212H149ZM176 210V211H175ZM186 210V211H185ZM235 210V211H234ZM237 210V211H236ZM239 210V211H238ZM246 210V211H245ZM142 211H144V212H142ZM155 211V212H154ZM163 211V212H162ZM164 211H166V212H164ZM169 211H170V213H172V212H175V213H172V214H170L169 213ZM207 211V212H206ZM213 211V212H212ZM224 213H223V212ZM229 211H231V212H229ZM248 211V212H247ZM249 211H253L252 213L251 212H249ZM260 211H262L261 213H263V214H261L260 213ZM139 212V213H138ZM141 212V213H140ZM180 212V213H179ZM189 212V213H188ZM195 213L194 215L193 214H191V213ZM200 212V213H199ZM203 212V213H202ZM206 212V213H205ZM227 212V213H226ZM234 212V213H233ZM237 212H238V215H237ZM150 213V214H149ZM196 213H198V217L196 216V217H194L195 215H197ZM213 213H214V217H213ZM223 213V214H222ZM226 213V214H225ZM231 214V216H232V218L230 217V215L229 214ZM240 213V214H239ZM251 214V216H250V214ZM259 213V214H258ZM142 216H140V215ZM144 216H143V215ZM159 214H161V215H159ZM178 214H179V216L180 217H182L183 215V217L182 218H179L180 220H181V222H179V220L176 222V220L178 219ZM209 214V215H208ZM225 214V215H224ZM242 214V215H241ZM243 214L245 215V216H243ZM257 214H258V217H257ZM139 215V216H138ZM155 215H158V216H155ZM177 215V216H176ZM191 215H193V217H191V219H193V221L190 219V216ZM205 215L208 217L209 216V218H207V217H205ZM217 215V216H216ZM223 215V216H222ZM237 215V216H236ZM153 216H155V217H153ZM176 216V217H175ZM187 218H186V217ZM222 218H227V219H225L224 218V221H222L223 220V218L220 220L219 218L220 217ZM228 216V217H227ZM148 217V218H147ZM158 217H161V218H158ZM186 218L185 220L183 219V218ZM231 219H230V218ZM237 217V218H236ZM254 217H256L255 218V220H254ZM263 217V218H262ZM199 219L198 221H195L196 219ZM206 218H207V220L208 219H210L211 218V221L212 222H214L213 224H214V226L213 227H215V226H217L218 225V223H219V225L218 226H221V227H217V228H222L223 227V224H225L224 225V229L222 228L221 230H220V232L222 231L223 232V230H225V226H227V228H226V232H228L229 230H231L232 228H233V230L234 231H236V230H238V228H239V230L241 231H243L244 230V233L243 232H241L240 233V231L238 230L237 231V235H239V236H237V235H235L234 233L235 232H230V233H233V234H229V232L226 234V232H224V236H225V234L226 235H228V236H225V237H223L224 239H222L223 240V243H221L220 244V246L219 247H216V248H213V247H211L210 245H208V242L206 243V245L203 243V236H204V233H205V229H208V228H206V226L208 225H210V223L212 224V222L210 221V223H208L207 222V220H206ZM238 218H239V220H238ZM242 218V219H241ZM245 220H244V219ZM257 218H258V221H257ZM143 219V220H142ZM144 219H146V220H144ZM150 219V220H149ZM189 219L192 221H189ZM195 219V220H194ZM201 219V220H200ZM205 219V220H204ZM216 219V220H215ZM229 219L231 220L230 222H228L229 221ZM232 219H234L233 221H232ZM241 219V220H240ZM248 219H250L252 222H256L255 224H254V228H253V230L251 229V225H250V223H252L250 220H248ZM261 219H262V221H261ZM140 220V221H139ZM164 220H166V221H164ZM188 220V221H187ZM203 220V221H202ZM219 220V221H218ZM228 220V221H227ZM236 220V221H235ZM135 221L133 222V226H135ZM145 223H144V222ZM148 221V222H147ZM156 221V222H155ZM159 221V222H158ZM201 221H202V223H201ZM218 223H217V222ZM226 221V222H225ZM239 221V222H238ZM248 221H250L249 223H248ZM260 221V222H259ZM141 222H143V223H141ZM163 222V223H162ZM173 222V223H172ZM183 222H187L186 224H184ZM196 222V223H195ZM221 222H223V224H221ZM239 223V224H236V223ZM245 222V223H244ZM262 224V227H263V229H259L260 228V226H259V228L257 229L256 227L258 226V225H256V224ZM263 222V223H262ZM156 223V224H155ZM167 223V224H166ZM179 225H178V224ZM182 223H183V225H182ZM198 223H201V225L200 226H198ZM203 223H205V224H203ZM216 223H217V225H216ZM230 224V226H228L229 224ZM234 223V224H233ZM241 223V224H240ZM144 226H143V225ZM150 224H152V226L150 227ZM180 224H181V227H180ZM191 224V225H190ZM195 224H197V225H195ZM207 224V225H206ZM212 224V225H213ZM221 224V225H220ZM228 224V225H227ZM246 224H249V226H247ZM252 224V225H253ZM259 224V225H260ZM138 224L136 223V226L135 227H133L134 228V230L133 229H130L129 231L130 232H132L133 231V233L131 234L130 233V236L131 235H133V236H131V237H133V238H135V236H136V233H137V231L139 232V233H137L138 234V236H141V235H139L140 234V232H141V230L139 231V228H138V226H137ZM194 225V226H193ZM202 225H204L202 228L205 230H203L202 231V228H201V226ZM237 225V227H235ZM161 226V227H160ZM172 226V227H171ZM185 226H187L186 228H185ZM197 226V227H196ZM232 226V227H231ZM244 226V227H243ZM248 228H247V227ZM147 227V228H146ZM168 227V229H167V231L165 230L166 228ZM177 227V228H176ZM192 229H191V228ZM195 227V228H194ZM201 229H200V228ZM210 227H211V225H210ZM235 227V228H234ZM240 227H242V229H240ZM261 227V228H262ZM131 228V227H130ZM136 228V229H135ZM159 228V229H158ZM173 228V229H172ZM180 228H181V230H180ZM183 228V229H182ZM188 228H190L191 229V233L193 234V233H195L194 235L196 236V239L195 240H197V238H198V240L199 241H202V242H200V244L198 243V242H196L194 239H193V241H192V239L191 238H194L195 236L194 235H191L192 237H190V232H187V231H190V229H188ZM198 229V231H195L194 232V230L195 229ZM194 229V230H193ZM196 229V230H197ZM257 229V231L258 232H260V233H258L257 231H255ZM177 230V231H176ZM193 230V231H192ZM233 230H231V231H233ZM261 230V231H260ZM161 231V232H160ZM202 231V232H201ZM208 231H210V230H208ZM155 232H157V233H155ZM179 232V233H178ZM181 232V233H180ZM196 232H198V233H196ZM221 232V233H222ZM162 233H164V234H162ZM170 233V234H169ZM171 233H172V235H171ZM176 235H175V234ZM187 233V234H186ZM203 234V236L201 237V235L200 234ZM250 235H249V234ZM253 233V234H252ZM180 234H182L183 236L181 237V235ZM184 234H185V236H187V235H189V236H187V241L185 240V239H182V238H186L185 236H184ZM199 234V235H198ZM244 234V235H243ZM254 234H256V235H254ZM161 235H164V236H161ZM167 235V236H166ZM173 236L172 237V239H171V236ZM175 235V236H174ZM206 235H207V233H206ZM231 235H233V236H236V237H233V236H231ZM257 235H260V237H257ZM154 236V237H153ZM169 236V237H168ZM177 236H180V237H177ZM194 236V237H193ZM200 236V237H199ZM248 236V237H247ZM262 236H263V238H262ZM156 237V238H155ZM161 237V238H160ZM163 237V238H162ZM166 237H168V239L166 238ZM176 237V238H175ZM230 237L231 238V241L228 239V238ZM243 237H245V239L243 238ZM177 238H178V240H179V238H180V242L177 240ZM191 239V241L189 242V240L188 239ZM209 238V237H208ZM225 238H227V241L229 242L230 241V245H231V242H232V240H233V242H232V246H230L229 244V246L227 245V244H225V243H227V241L225 240ZM234 238V239H233ZM239 238V239H238ZM243 239V240H241V239ZM248 238V239H247ZM250 238V239H249ZM260 238H261V240H260ZM176 241H175V240ZM210 239H212V238H210ZM253 239V240H252ZM256 240V242H255V240ZM169 241V242H166V241ZM181 240L183 241V242H181ZM197 240V241H198ZM221 240V241H222ZM171 241H172V243H171ZM196 242V243H198L199 245H201V244H204V246L202 245V248H199V247H201V246H199L198 244H197V247L200 249H198L197 247L195 248L194 246H192L193 244H191L190 246H189V244L188 243H192V242ZM257 241H258V243H257ZM260 241V242H259ZM165 242L166 243H168L167 244V246H166V244H165ZM176 242V243H175ZM178 242V243H177ZM185 242V243H184ZM194 242V243H195ZM242 242H244L243 244H242ZM172 245H171V244ZM179 243H182V246H181V244H179ZM195 243V244H196ZM233 243H234V245H233ZM257 243V244H256ZM260 243V244H259ZM262 243V244H261ZM171 246H170V245ZM175 244H177V246L175 245ZM179 244V245H178ZM187 244H188V246H187ZM209 244H211V243H209ZM223 244V245H222ZM224 244L225 245H227V246H224ZM250 244V245H249ZM184 245V246H183ZM186 245V246H185ZM237 245H239V246H237ZM242 245V246H241ZM247 245V246H246ZM161 246V247H162ZM165 246H166V248H165ZM172 246H176V247H173L172 248ZM181 246L182 247V251H181V249L179 248V247ZM205 246L207 247V246H210V247H208L207 248V250H208V253H210L211 252V255H206V254H208L206 251V248H205ZM245 246V247H244ZM251 246H252V249H251ZM170 247L172 248V249H170ZM183 247H187L186 249L185 248H183ZM204 247V248H203ZM226 248V250L225 249H223V248ZM244 247V248H243ZM176 250H175V249ZM179 248V250L181 251V252H179V250H177ZM193 248L190 250H188V251H191V252H193ZM212 248V249H211ZM218 248V249H217ZM219 248H222V250L224 251H226V253L228 252V251H230V249H233L232 251H230L231 252V254L230 253H225V251L223 252L221 249H219ZM230 248V249H229ZM237 248V249H236ZM243 248V249H242ZM255 248H257V249H255ZM172 250L171 251V253H170V251L169 250ZM185 249V250H184ZM198 249V250H197ZM229 249V250H228ZM242 249V250H241ZM245 249V250H244ZM253 249H255V250H253ZM261 249V251H259V250ZM173 250L176 252V251H178V254L176 253V255L174 254L175 252H173ZM184 250V251H183ZM201 250H203V251H205V253L202 251L201 252ZM209 250H210V252H209ZM214 250H220L221 251V253L224 255V254H226L225 256H223L222 257V254L221 253H217V251H216V253L215 254H218V255H221V257H222V259H221V257L220 256H218V258H215L214 260H212V258H214V257H217V256H213V257H211L212 255H215V254H213L215 251ZM228 250V251H227ZM240 250H241V252H240ZM248 250H249V252H248ZM166 251V252H165ZM196 251H198V252H196ZM214 251V252H213ZM219 251V252H220ZM243 251L245 252V253H243ZM199 252H201L200 254L203 256H199ZM238 252H240V253H238ZM254 252V253H253ZM259 252V253H258ZM195 253H193V254H195ZM202 253H204L205 254V256H204V254H202ZM244 255V256H242V254ZM170 254V255H169ZM187 254H188V259L190 260L191 259V257H193L192 259H195L194 258V255L193 256H191V254L189 253V252H187ZM189 254H190V256H189ZM241 254V255H240ZM248 254H250V255H248ZM254 254V255H253ZM258 254V255H257ZM260 254V255H259ZM263 256H262V255ZM172 255V256H171ZM176 257H175V256ZM177 255H179L180 257H183L184 258V255H185V258H184V260H183V258H181V260L180 261H178L179 259H180V257L179 258H177L178 256ZM183 255V256H182ZM234 255H236V256H239L238 258L236 257V256H234ZM256 255V256H255ZM166 256L167 257H175V259H171V260H169V258H167V262L164 260V258L166 259ZM207 256V257H206ZM227 256V257H226ZM230 256H232V257H230ZM234 256V257H233ZM204 257H205V259H204ZM211 257V258H210ZM220 257V258H219ZM225 257V258H224ZM236 257V258H235ZM244 257H245V259H244ZM247 257V258H246ZM253 259H252V258ZM203 258V259H202ZM223 258L225 259L224 261H223ZM229 258V259H228ZM234 258V259H233ZM241 258H243V259H241ZM255 258V259H254ZM178 259V260H177ZM191 259V261H193V263L192 262H190L189 260V262H187V263H184V264H195L196 262V264H200L199 263V261L198 260H196V262H194V260H192ZM221 259V260H220ZM229 261H228V260ZM239 259V260H238ZM169 260V261H168ZM173 260H174V262H173ZM183 260V261H182ZM217 260V261H216ZM235 260H237V262H235ZM244 260H245V262H244ZM247 260V261H246ZM262 260V261H261ZM161 261V260H160ZM178 261V262H177ZM209 261H208V263H209ZM214 261V262H213ZM217 263H216V262ZM218 261H220V262H218ZM225 261H227L226 263H225ZM240 261H241V263H240ZM249 261V262H248ZM253 261H254V263H253ZM260 261V262H259ZM183 262V263H182ZM224 262V263H223ZM232 262L230 263V264H232ZM235 262V263H234ZM160 263V262H159ZM160 263V264H161ZM168 264V263H167ZM209 264H211V263H209Z\"/></svg>","mask_w":264,"mask_h":264}]
</instances>
